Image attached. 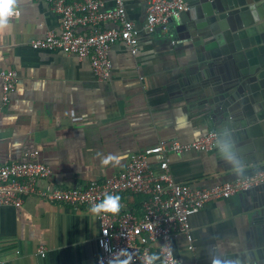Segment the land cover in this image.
<instances>
[{"label": "crops", "instance_id": "crops-1", "mask_svg": "<svg viewBox=\"0 0 264 264\" xmlns=\"http://www.w3.org/2000/svg\"><path fill=\"white\" fill-rule=\"evenodd\" d=\"M149 1L124 0L127 17L142 30L140 51L135 56L124 43L115 44L110 78L101 81L88 58L33 49L31 40L58 30L59 15L46 0H15L21 16L0 28V72L13 70L18 78L6 104L0 78V164L35 156L51 168L41 188H76L120 172L132 153L161 140L192 141L212 130L200 101L180 93V79L195 63L193 40L173 39L162 28L145 31ZM104 2L106 10L116 8L117 0ZM232 147L226 144L214 154H169L173 177L195 187L223 183L232 172L227 169ZM150 161L157 170V160ZM119 196V212L131 211L134 196ZM254 203L238 193L192 215L195 249L188 250L182 236L172 240L181 264H248L256 224L247 211ZM99 231L98 214L85 206L33 196L19 207L0 206L5 264H97ZM152 252L154 264H163L158 245Z\"/></svg>", "mask_w": 264, "mask_h": 264}, {"label": "built area", "instance_id": "built-area-1", "mask_svg": "<svg viewBox=\"0 0 264 264\" xmlns=\"http://www.w3.org/2000/svg\"><path fill=\"white\" fill-rule=\"evenodd\" d=\"M46 1L59 15V28L43 38L31 40L33 49L62 51L80 59L88 58L101 81L110 78L113 68L110 51L115 44L122 42L133 55L139 53L142 30L127 17L124 0H117L113 10L105 9L104 0ZM188 9L185 0H150L144 30L154 33L162 28L169 33L172 20ZM20 16L16 9L8 19ZM78 28L85 30L78 31ZM0 78L6 104L17 87L18 78L13 70L1 71ZM218 139L217 131L211 130L192 141L161 140L151 148L132 153L120 172L76 188L55 185L41 188L39 182L48 178L51 168L35 156L25 161L0 164V206L19 207L27 196H33L50 203L91 208L107 194H141L145 200L140 212L98 214L97 243L101 251L97 264H147L156 245L163 264H181L172 240L182 236L187 241V249H195L192 215L213 201L245 193L264 182V169L253 176L239 177L210 188L175 180L169 166V154L209 151L218 144ZM152 157L158 162V171L150 161ZM41 253L45 254L42 249ZM0 264H5L1 256Z\"/></svg>", "mask_w": 264, "mask_h": 264}, {"label": "water", "instance_id": "water-1", "mask_svg": "<svg viewBox=\"0 0 264 264\" xmlns=\"http://www.w3.org/2000/svg\"><path fill=\"white\" fill-rule=\"evenodd\" d=\"M185 1L189 9L172 20L169 33L196 47L180 93L200 101L219 134L209 154L233 145L226 181L253 176L264 169V0ZM245 193L256 202L247 211L256 224L248 264H264V182Z\"/></svg>", "mask_w": 264, "mask_h": 264}, {"label": "clouds", "instance_id": "clouds-1", "mask_svg": "<svg viewBox=\"0 0 264 264\" xmlns=\"http://www.w3.org/2000/svg\"><path fill=\"white\" fill-rule=\"evenodd\" d=\"M16 10L15 0H0V28H4L8 24V18L14 15ZM107 163V161H105ZM119 194H107L101 202L91 205L90 211L93 214H100L102 212L117 213L120 210ZM154 257H149L147 264H152Z\"/></svg>", "mask_w": 264, "mask_h": 264}, {"label": "trees", "instance_id": "trees-1", "mask_svg": "<svg viewBox=\"0 0 264 264\" xmlns=\"http://www.w3.org/2000/svg\"><path fill=\"white\" fill-rule=\"evenodd\" d=\"M134 196V205L131 207V211L133 212H140L143 202L145 200V196L141 195V194H132Z\"/></svg>", "mask_w": 264, "mask_h": 264}]
</instances>
